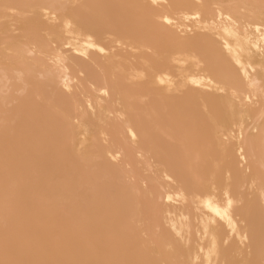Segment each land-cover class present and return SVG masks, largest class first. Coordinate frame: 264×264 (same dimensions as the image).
<instances>
[{
	"label": "snow or ice",
	"instance_id": "snow-or-ice-1",
	"mask_svg": "<svg viewBox=\"0 0 264 264\" xmlns=\"http://www.w3.org/2000/svg\"><path fill=\"white\" fill-rule=\"evenodd\" d=\"M3 7L5 21L22 16L21 7L30 8L48 38H39L36 29L26 26L5 30L0 39V264H264V199L259 229L254 223L245 227L240 237L245 247L237 252L243 258L237 260L220 259L231 237L221 247L213 236L207 251L197 245L193 261L190 229L170 222L174 210L186 211L198 203L213 213L206 235L217 217L236 232L231 217L243 198L233 191L235 178H225L219 162L230 163L237 148L238 159L245 162L255 161L259 152L258 172L251 165L248 171L264 186V127L258 135L245 134L241 127L238 142L230 143L223 115L202 117L193 111L165 76L178 55L198 50L196 63L209 82L220 76L221 92L234 88L227 66L209 43L176 37L151 24L152 14L168 7L162 0L89 6L37 0ZM84 7L94 11L81 15L78 9ZM231 7L214 5L218 19L238 28L258 16L256 31L264 32V0L247 5L253 16L243 21L231 17L226 11ZM130 10L133 17L126 15ZM130 19L135 21L132 33ZM191 19L199 21L201 13ZM163 24L172 20L164 16ZM105 25L120 39L151 42V59L144 68L132 75L115 69L98 82L76 66V57L88 59L86 49L107 56L106 48L92 41ZM74 34L86 38L84 49L66 39ZM24 48L31 51L23 55ZM257 51L264 59V46ZM234 60L240 64L238 57ZM18 69L41 103L33 105L28 97L14 100L17 111L12 112V76ZM37 70L46 75L34 79ZM165 80L166 92L158 87ZM257 106L264 109V79L248 81L239 102L241 111ZM231 139L237 140L234 133ZM130 155L148 160L149 171L131 176L126 168ZM85 189L90 190L87 195ZM217 193L222 200L213 206ZM133 205L135 218L146 228L142 235L130 224Z\"/></svg>",
	"mask_w": 264,
	"mask_h": 264
},
{
	"label": "bare ground",
	"instance_id": "bare-ground-1",
	"mask_svg": "<svg viewBox=\"0 0 264 264\" xmlns=\"http://www.w3.org/2000/svg\"><path fill=\"white\" fill-rule=\"evenodd\" d=\"M37 2V0H0V39L3 37L5 30L11 32L13 28L16 30L23 29L26 26H32L37 31V35L41 39H47L48 36L39 28V21L33 18L30 8L21 7L22 16L5 21L6 15L4 5H29ZM47 2V0H44ZM74 3L89 5L98 4H141L146 0H73ZM163 4L168 7H161L156 10L149 18V22L159 28L172 33L180 38H192L195 40H204L211 45L216 56L227 66V79L235 86L226 93L220 91V76L212 78L209 82V75L201 69L196 59L198 50L178 55L176 62L172 63L169 71L165 73L174 84L181 90L193 111L199 113L202 117H209L216 114H222L224 123L223 131L229 136L230 143H237L240 136V129L243 127L245 134L258 135L261 127H264V109L257 106L252 110L241 111L239 102L242 100L246 90L248 81L259 82L264 79V59L261 58L258 47L264 46V32H257L258 16L249 25L240 23V26L234 27L228 21H221L216 15L214 5L230 4L231 8L227 9L231 17L237 21H243L253 16V11L247 5L258 3V0H162ZM94 11L89 7L78 9L81 15L87 16ZM199 11L201 19L199 21L191 19V15ZM129 17H133L135 13L129 11L126 13ZM168 16L172 20L171 25L163 24V17ZM188 17V18H186ZM128 30L130 33L135 30V21L129 20ZM188 29L192 31L189 32ZM227 29V31L225 30ZM75 47L84 49L87 42L86 38H82L79 34L66 37ZM93 43L102 44L107 50V56L101 55L95 49H86L88 59L76 57V66L81 68L89 76L95 77L98 82L103 79V75L115 69H121L129 75L145 67L146 62L151 59L149 48L151 42L136 38L120 39L116 35L115 29L111 26H103L98 33L92 37ZM225 44L228 47H225ZM256 45V47H252ZM231 49V51H229ZM30 48L21 50L26 55ZM240 59V64H236L234 58ZM247 73V80L245 74ZM46 73L37 70L34 73V79L44 77ZM12 79L16 81L13 89V100L10 101L9 111L16 112L17 105L14 100H20L25 97L30 99L33 105H40L41 101L38 94L25 86V77L20 69L13 74ZM196 80L197 83H191ZM3 87V77L0 76V88ZM158 87L165 92L169 84L165 80L164 84ZM236 92L233 97L232 92ZM207 109V111H205ZM235 134L237 140L233 141L232 135ZM239 148L231 155L230 163H220L225 178L232 176L235 182L232 185L234 192H239L243 198V204L238 211L234 212L232 218L233 224L236 225V232L229 228L227 221H220L215 218L216 224L214 229L210 230L206 235L205 226L212 220L213 213L207 208L192 204L186 211L174 210L170 218V222L175 224L178 229H190L192 238V255L191 259H197L196 253L199 252L197 245L204 247L207 251L215 236L219 246L224 247L223 239L231 237L226 252L220 257L221 260H237L243 258L237 255L244 249L241 244L240 237L244 235L246 226L254 223L259 229L260 222V206L264 199V186L261 185L258 175L253 177L249 173V165L252 166L254 172H258L261 165L259 152L255 161H240L238 159ZM247 160V157H246ZM148 160H141L139 155H130L126 162V168L129 169L131 176H139L149 171ZM160 183H164L163 177L159 178ZM89 189H85L86 195ZM222 200V194L217 193L214 198L213 206H217ZM133 213L130 215V224L137 231L138 235H142L146 228L141 226L134 216V205L131 209ZM212 259H216L213 257ZM200 260H203L201 254Z\"/></svg>",
	"mask_w": 264,
	"mask_h": 264
}]
</instances>
